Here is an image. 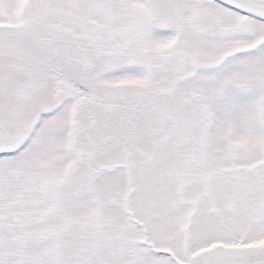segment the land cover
Segmentation results:
<instances>
[{"label": "snow or ice", "instance_id": "snow-or-ice-1", "mask_svg": "<svg viewBox=\"0 0 264 264\" xmlns=\"http://www.w3.org/2000/svg\"><path fill=\"white\" fill-rule=\"evenodd\" d=\"M0 264H264V0H0Z\"/></svg>", "mask_w": 264, "mask_h": 264}]
</instances>
